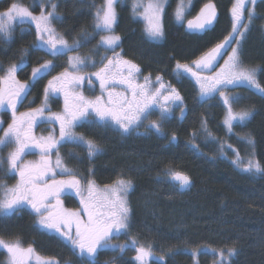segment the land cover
Masks as SVG:
<instances>
[{
	"label": "trees",
	"instance_id": "16d2710c",
	"mask_svg": "<svg viewBox=\"0 0 264 264\" xmlns=\"http://www.w3.org/2000/svg\"><path fill=\"white\" fill-rule=\"evenodd\" d=\"M34 1L15 0L37 13L39 8ZM13 2L0 0V10ZM208 3L214 5L216 19L207 31L200 32L175 21L177 0H169L163 14L164 38L153 42L132 18L129 6L117 2L114 31L121 41L115 51L135 63L141 75L154 79L160 76L161 81L173 83L177 64L191 63L229 33L232 0H192L186 18H195ZM56 4L59 19L53 28L70 44L81 43L74 51L77 55L92 62L113 53L103 54L102 47L97 49L95 9L102 6V0H57ZM254 10L253 21L240 44V58L245 68L258 70V82L264 86V0H257ZM34 37L32 29L21 35L13 31L7 38L0 35V69L16 64L20 66L17 78L27 82L32 67L46 58L54 59L50 54L32 49ZM63 64L57 63L54 70ZM48 75L30 85L28 96L35 101L43 95ZM181 86L188 105L182 123L162 121V134L145 130L142 136L127 137L111 128L102 130L97 123H83L74 128L75 133L84 137L85 142L93 141L98 153L89 157L87 148L85 152L74 149L73 154L64 148L65 164L79 178L88 177L98 186L110 185L118 179L131 181L132 188L127 195L130 227L111 243L130 245L135 239L136 246H150L152 255L148 264H215L218 257L212 250L227 253L229 248L235 249L231 264H264V177L240 172L233 160L219 155L218 142L228 143L240 156L250 154L264 165V97L246 86L237 89L235 97L239 99L233 103V110H247L252 116L243 124L236 122L229 131L223 122L224 103L219 99L198 103L191 85L183 81ZM49 100L53 110L58 109L59 98L50 96ZM202 126L206 135H210L209 143L204 144L196 136L195 130ZM249 137L255 141L254 150L246 143ZM170 170L188 176L190 184L181 189L169 176ZM14 180V175H8L0 166V186H10ZM63 202L67 208L77 207L70 199ZM33 222L34 215L27 209L16 215L0 216V237H19L56 258L59 264H78V257L70 251L71 245L36 229ZM135 256L134 248L123 253L119 248H108L99 252L96 264H137Z\"/></svg>",
	"mask_w": 264,
	"mask_h": 264
},
{
	"label": "snow or ice",
	"instance_id": "6c2138e0",
	"mask_svg": "<svg viewBox=\"0 0 264 264\" xmlns=\"http://www.w3.org/2000/svg\"><path fill=\"white\" fill-rule=\"evenodd\" d=\"M117 0H104L103 5L95 12V32L100 35L97 49L103 48L106 52L112 51L116 57H101L102 66L98 71L85 75L89 67V61L79 55H70L81 47L79 41L69 43L62 35L53 28V23L59 19L56 15L58 4L48 0L51 11L40 16L33 15L32 11L23 4L14 2L4 12H0V35L7 38L11 35L13 25L30 20L36 26L37 47L47 46L48 52L54 57L68 56V68L60 75L48 81L45 88V103L40 108L17 115L18 105H22L27 99L29 85L16 79V73L20 66L13 65L8 69L4 77H0V110H10L12 121L7 128L0 129V152L5 148H12L6 161L0 160V164L7 163L8 170L18 177L15 185L8 187L0 186V216L8 217L21 212L25 206L30 207L38 217L37 223L42 230L56 233L62 241L71 245L70 251L78 257V264H96L101 250L119 248L123 253L126 249L134 248L137 264H148L152 255L151 247L136 246L137 242L132 239L131 244L113 245L114 236L126 231L130 227V208L127 195L132 188L130 180L118 179L113 185L106 186L103 194H100L95 181H85L78 178L74 172L68 169L62 162L60 148L64 143L80 145L86 143L88 156L98 153L97 145L84 137L76 136L73 129L85 122L99 121L105 126L115 125L122 133H131L140 127L145 120H150L154 108L160 110V120L167 119V114L172 108L169 101H180L181 97L173 88L169 95H164L161 89L164 84L160 76L156 77L159 88L153 90L149 76L144 77V83H139L140 68L129 60L122 58L121 53L115 50L120 46L121 37L115 34L114 25L117 22L115 3ZM167 0H134L133 14L144 22V32L150 41H160L164 38L163 14ZM253 5L248 8L247 5ZM256 0H234L231 8L232 31L224 40L217 43L208 51L203 52L198 59L192 61L195 71L189 65L177 64V69H183L195 77L200 86L201 96L207 97L211 93L220 92V96L227 108L225 124L229 131L233 123H244L249 120L252 113L247 110L236 112L233 103L239 98H230L224 89L228 85H247L264 97V86L258 82V70L247 69L243 66L240 58V44L245 33L255 16L254 5ZM191 0H189V7ZM95 7V6H94ZM142 9V11H140ZM245 12H247L245 23ZM186 8L184 0H180L175 10L177 22L184 21ZM216 19V10L211 3L200 9L199 14L187 20L189 30L207 31ZM235 45V46H233ZM231 48L228 53L227 49ZM227 54L228 58L220 66V71L214 76H201V73L215 70L220 59ZM107 60V63H104ZM51 61H47L40 67L32 69V78L37 80L50 74L54 70ZM91 67H97L95 61ZM92 76L99 81L100 95L94 99L86 97L78 87L87 79L93 84ZM117 85L122 86L118 90ZM62 93L64 96V108L62 112L52 113L47 108L50 95ZM105 95L107 99H105ZM163 96V102L160 97ZM45 111L49 112L47 122L59 125V137L55 135V129L47 137L37 138L33 134L40 120L44 118ZM183 115V109H181ZM94 117L90 121L89 118ZM3 121H0L2 124ZM149 127L157 133L161 131V124L156 120H150ZM175 136L172 137L174 141ZM246 143L253 150L255 141L249 137ZM230 147V146H229ZM38 150L40 159L36 162L25 161V155ZM55 154V164L52 156ZM234 165L245 173L253 176L264 177V165L258 160L249 158L243 163L240 154L236 153ZM59 170V171H58ZM89 169V175H92ZM60 176L62 178L58 179ZM169 176L177 182L181 189L190 184L188 176L179 171H169ZM66 190H74L80 197L81 209H65L61 202L62 195ZM87 191V195H85ZM86 217L87 219H84ZM0 251L7 253L8 264H59L51 257L39 255L31 244L27 247L20 240L9 242L0 237ZM218 257L216 264H231V258L235 255V249L229 248L227 253L223 250H212ZM195 256L196 253H193ZM163 258H161L162 260Z\"/></svg>",
	"mask_w": 264,
	"mask_h": 264
},
{
	"label": "rangeland",
	"instance_id": "374dc122",
	"mask_svg": "<svg viewBox=\"0 0 264 264\" xmlns=\"http://www.w3.org/2000/svg\"><path fill=\"white\" fill-rule=\"evenodd\" d=\"M56 1L57 0H53V2L54 3H56ZM169 0H167V2H168ZM257 1V0H256ZM103 2H104V0H102V5H103ZM117 2H120V4H121V6H123V4L125 5V4H127L128 6H129V10H130V13H131V16H132V18L134 19V20H136V21H138L140 24H141V26H142V29H143V31H144V22L142 21V20H140L138 17H135L134 16V14H133V3H134V0H117ZM116 2V3H117ZM191 2H192V0H191ZM116 3H115V11H116ZM180 3V0H177V4H176V8H177V5ZM233 3H234V0H232V3H231V8H232V5H233ZM34 4L36 5V6H38V8H39V11L37 12V13H34V12H32L33 13V15H35V16H40V14H41V12L42 11H44V14L46 15L47 14V12L48 11H51V5L50 4H48V0H35L34 1ZM33 4V6H35ZM167 4V3H166ZM184 4H185V8H186V12L188 11V8H189V0H184ZM166 6V5H165ZM247 7L248 8H252L253 7V5H251V4H248L247 5ZM9 8V7H8ZM7 8V9H8ZM98 8V7H97ZM96 8V9H97ZM7 9H2V10H0V12H4V11H6ZM96 9H95V12H96ZM176 10V9H175ZM140 11H142V9H140ZM230 14H231V9H230ZM56 15H57V12H56ZM246 16H247V12H245V23H247V20H246ZM58 17V16H57ZM174 18H175V13H174ZM231 18H232V15H231ZM188 19H191V18H186L185 17V19H184V21H182V22H177V20H176V18H175V21L178 23V24H185V23H187V20ZM94 23H95V20H94ZM53 26V25H52ZM95 27V26H94ZM33 30V32H34V34H35V39H34V44H32V49H36V50H39V51H42V53H47V54H50L51 56H53L50 52H48V50H47V46H44V47H37V45H38V41H37V39H36V26H35V23H33V22H31L30 20H28V21H25V22H23V23H21L20 21H17L14 25H13V30H12V32L14 31V32H16V34L17 35H21V34H24V33H26V32H29L30 30ZM94 30H95V28H94ZM232 31V23H231V27H230V30H229V33ZM145 33V32H144ZM229 33L226 35V36H228L229 35ZM145 36H146V34H145ZM225 36V37H226ZM224 37V38H225ZM146 38H147V36H146ZM224 38L222 39V40H220L218 43H220V42H222L223 40H224ZM148 39V38H147ZM149 40V39H148ZM100 41V35L98 36V39H97V42H99ZM153 42H159V41H153ZM216 45V44H215ZM215 45H213L212 47H214ZM233 46H235V45H233ZM211 47V48H212ZM209 50V49H208ZM207 50V51H208ZM228 50V53H230L231 52V48H228L227 49ZM104 52H103V54H106L107 52L105 51V50H103ZM110 51V50H109ZM70 55H73V56H75V55H77V53H75V52H72V53H69ZM202 55V54H201ZM79 56H81V57H83L82 55H79ZM109 56H112V59L113 60H115L116 59V57H115V55H114V53H112V54H110V55H108V54H106V55H103V56H101V57H109ZM101 57L100 58H98V60L96 61V60H94V61H96L97 63H98V65H97V67H91V60H88L89 61V67L86 69V72H85V75L87 76L89 73H92V72H95V71H98V69H99V67H101L102 66V64H101ZM57 58V56L56 57H54V59L52 58H46L42 63H40L39 65H36V66H34V67H32V69L33 68H35V67H40V65H42V64H44L45 62H47V61H51L52 62V64L55 66L57 63H64L63 64V66L61 67V68H59V69H56V70H52L51 72H50V74L47 76V78H46V82H45V86H44V90H45V88L46 87H48V81L49 80H51L53 77H55V76H58V75H60V73L61 72H63L66 68H68V56L67 55H64V56H61V57H58V59H56ZM199 58V56L196 58V59H198ZM228 58V56H226L225 58H224V60H226ZM195 60V59H194ZM224 60L222 59V61H221V63H219V65H217L216 66V68H215V70L214 71H212V72H208V73H206L204 76H214L215 74H216V72H219L220 71V66H222L223 64H224ZM95 62V63H96ZM20 63H23V62H20ZM104 63H107V60H104ZM13 65H16V64H11V65H6V66H2V68L0 69V71H1V74H0V77H4L6 74H7V71H8V69L9 68H11ZM182 65H189V64H182ZM191 66L193 67V70L195 71L196 69H195V66L194 65H192V62H191ZM32 69H31V71H30V78H29V80L27 81V82H23V81H20L21 83H26V84H28L29 86L35 81L33 78H32ZM177 69V68H176ZM178 71V73H181L182 71H183V69H177ZM183 73V72H182ZM189 74V73H188ZM204 76H202V77H204ZM17 78V77H16ZM139 79H141V78H139ZM138 79V80H139ZM18 80V79H17ZM92 80L94 81V83L93 84H89L88 83V81H87V79H85L84 80V82L78 87V89H77V91H82L83 92V94L86 96V97H88V98H90V99H94L95 98V96H97V95H100V87H99V81H97L96 80V78H95V76H92ZM192 80L195 82V83H197L196 82V79H195V77H193L192 78ZM244 86H246V87H248L247 85H244ZM117 88H118V90H122V86H120V85H117ZM198 88L200 89V86H198ZM249 88V87H248ZM224 91H225V93H226V90L224 89ZM227 94V93H226ZM228 95H230V96H232V94H228ZM51 97H58L59 98V100H60V103H59V106H58V109H55V110H53V106L51 105V103H50V101L51 100H48V102H47V108L52 112V113H59V112H62L63 111V108H64V96H63V94L62 93H56V94H54V95H50ZM198 98L199 99H201L202 98V96H201V90L199 91V95H198ZM105 99H107V96L105 95ZM44 103H45V91L43 92V95L41 96L40 95V99H39V101H35L34 100V98L32 97V96H27V99H25L24 100V102H23V104L22 105H18V110H17V115H19L20 113H26V112H30L32 109H35V108H40V107H42L43 105H44ZM226 108V107H225ZM239 111H242V110H238V111H236V112H239ZM49 115V112L48 111H45V113H44V118H42L41 120H40V122L38 123V125L35 127V128H33V134L37 137V138H39V137H41V136H44V137H47L50 133H52L53 132V129H55V135L57 136V138L59 137V125L58 124H53V123H49V122H47V120H46V117ZM159 117H160V111H158V113L157 114H152L151 115V117H150V120H156V121H158L160 124H161V122L163 121V120H160L159 119ZM154 118V119H153ZM226 118H227V108H226V110H225V113H224V118H223V122H224V124H225V120H226ZM89 120L90 121H92V120H94V117H90L89 118ZM150 120H145L144 121V123L139 127V130L136 132V134L137 133H139V132H141V131H145V130H151L152 132H155L156 130L155 129H152V128H150L149 127V123H150ZM0 121H3V123L2 124H0V129H3V128H7V126H8V124L9 123H11V121H12V114H11V111L10 110H6V109H4V110H0ZM99 121H95V122H85L86 124H90V125H93V124H96V123H98ZM236 122H238V121H236ZM236 122H234L233 124H235ZM91 123H93V124H91ZM226 125V124H225ZM167 126V125H166ZM227 126V125H226ZM227 130H228V128H227ZM73 132H74V134L76 135V136H78L79 137V135L77 134V133H75V130L73 129ZM228 132V131H227ZM195 133L197 134L196 136H197V138L200 140V141H202V142H204V144L205 143H209V142H211L212 140L209 138L210 137V135L209 134H207L206 135V133H205V127L204 126H202V128L200 127V128H198V130H195ZM229 133V132H228ZM161 134H162V131H161ZM0 135H3V131L2 130H0ZM136 136H139V135H136ZM176 140V139H175ZM219 142V146H220V148H219V155L221 156V157H226V158H228V159H231V160H234V159H236V153L238 152L239 153V151L234 147V146H231V145H229L228 143H224L223 145H222V141H218ZM84 144V145H83ZM82 144V146H81V144L80 145H76V144H72V143H64L63 144V146L60 148V155H61V158H62V162H63V164L66 166L67 164H65V160H64V155L62 154V152H63V150H64V148H67L68 149V152H69V154H73V152H74V149H79V151L80 152H85V150H86V143H83ZM230 146V147H229ZM223 147H225L224 149H223ZM10 151H12V148L11 147H9V148H5L2 152H0V160H2V161H6L7 160V157H8V153L10 152ZM79 152L77 151L76 152V155L78 154ZM77 157H78V155H77ZM240 158L242 159V161H243V163H247V161H248V159L249 158H252V156L250 155V154H246L245 156H240ZM40 159V157H39V154H38V150H35V149H33L32 150V152L31 153H29V154H27V155H25V157H24V160L25 161H32V162H36V161H38ZM52 162H53V164H55V159H56V157H55V154H53V156H52ZM253 159V158H252ZM0 166L3 168V169H5V172L8 174V175H11V173L9 172V170H8V165H7V163H3V164H0ZM236 166V165H235ZM67 167V166H66ZM237 167V166H236ZM68 168V167H67ZM238 168V167H237ZM69 169V168H68ZM238 170L240 171V172H242V173H245V172H243L242 170H241V168H238ZM59 171V170H58ZM72 172H74L73 170H71ZM75 174H76V176L78 177V175H77V172H74ZM245 174H248V173H245ZM13 175V174H12ZM58 179H60V178H62V177H60V176H58L57 177ZM79 178V177H78ZM14 181H13V183H12V185H10V186H8V187H11V186H13V185H15L16 184V182H17V179H18V177H15L14 176ZM80 179H82L83 181H85V189H86V187H87V185H86V181H87V179H89L88 177L85 179V178H80ZM115 183V182H114ZM114 183H111V185H113ZM95 185H97V184H95ZM108 186H110V185H108ZM96 189H97V191L100 193V194H103V192L106 190V187H100V186H96ZM1 195H2V193H1ZM85 195H87V191H85ZM79 198V202H80V197H78ZM63 207L65 208V209H71V210H77V209H72V208H67L66 207V205H64L63 204ZM26 209L28 210L29 209V211H30V213H32L33 215H34V224L36 225V229H38V230H41V228H40V226L38 225V223H37V220H38V217H36V215H35V213H33L32 212V210H31V208L30 207H27L26 206ZM87 219V218H86ZM55 235H57L58 236V234H56V233H54ZM3 239H5L6 241H9V242H15L16 240H20L22 243H23V245L25 246V247H27L28 245H29V243L28 242H26V241H24V240H22L21 238H3ZM58 239H59V241H61V242H63L62 241V238H60L59 236H58ZM113 245H115V244H113ZM117 245V244H116ZM35 250H36V252L39 254V255H41V256H43V257H50L48 254H46V253H44V252H42V249H38V248H34ZM112 249H115V248H112ZM0 253H1V257H2V264H8V259H7V253L6 252H3V251H0ZM51 258H54V257H51ZM55 260H56V258H54ZM73 259H70V261H72ZM218 260V259H217ZM57 261V260H56ZM72 263V262H71ZM33 264H34V262H33ZM66 264H69V262H67ZM215 264H216V262H215Z\"/></svg>",
	"mask_w": 264,
	"mask_h": 264
},
{
	"label": "flooded vegetation",
	"instance_id": "af4514ba",
	"mask_svg": "<svg viewBox=\"0 0 264 264\" xmlns=\"http://www.w3.org/2000/svg\"><path fill=\"white\" fill-rule=\"evenodd\" d=\"M186 26H187V23L184 24V27H186ZM227 52H228V50H227ZM226 56H227V54H225V56L223 57V60H224V58ZM109 57L112 58V56H109ZM221 61H222V59H220L218 61V64L217 65H219V63H221ZM189 66H191V63H189ZM182 72L176 74L175 80L173 81V83H171L169 81H165V80L164 81H161L164 84V88L161 89V91L163 92L164 95H169L171 93L172 89L174 88L176 90V93H178L179 96L181 97V100L180 101H169V103L172 104V108L170 109L169 113L167 114V119H164L163 120V122H165V123H176V124H180V123H182V121L184 120V118L187 115L188 105H187V102H186V99H185V96H184V92H183L184 88L181 86V83L183 81H186V82H188L191 85V87L193 88L194 97L196 98V101L198 103L199 102H210L211 100H214V99H217V100L219 99L222 103H224L223 100H222V98H221V96H220V92L219 91L214 92V93H211L209 96L202 97L201 99H199L198 98L199 91H200V89L198 88L199 84L195 83L192 80L193 76L190 73L188 74L187 72H184V71H182ZM206 73H208V71H205V72L201 73V76H204ZM145 76H147V75H141V74H139L138 79L141 78V79H139V83H141V84L144 83V77ZM16 77H17V73H16ZM16 79H18V78H16ZM150 79H151V84L153 86V90L155 88H159L160 87V84L157 83L156 79H154L152 77H150ZM243 86L244 85H238V86L228 85L225 90H226V93L227 94H232V96H230V95H228V96L230 98H233L237 94V91L236 90L239 89V88H241V87H243ZM29 88H30V86H29ZM160 100H161V102H163V96L160 97ZM181 109H183V115L181 114ZM158 111H160L159 108H154L153 109V114H157ZM97 124H98L99 127L102 128V130H106V129L111 128V130L119 133L123 137H127V136H130V135H139V136H142L145 133V131H141V132H139V133L136 134V132L139 130V127L137 129H135L131 133H122L118 129V127H116L115 125L109 124L108 126H105L101 122H98ZM161 127H162V125H161ZM96 186H98V185H96ZM106 186H108V185H104V186H100V187H106ZM65 199L72 200L73 202L76 203V206H77L76 209H81V204L79 202V198L75 194V191L74 190H66L65 191V194L62 195V197H61L62 204H64L63 201ZM24 209H26V206H25ZM84 219H86V217H84ZM42 231H44V232H46V233H48L50 235H53V236L58 237L54 233H49L46 230H42ZM116 237H118V236H114L113 239L116 238Z\"/></svg>",
	"mask_w": 264,
	"mask_h": 264
}]
</instances>
